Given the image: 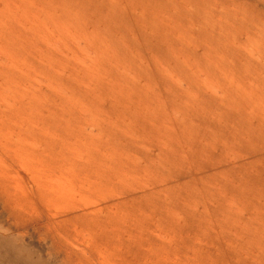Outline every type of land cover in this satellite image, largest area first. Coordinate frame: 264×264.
I'll list each match as a JSON object with an SVG mask.
<instances>
[{
	"label": "rangeland",
	"instance_id": "374dc122",
	"mask_svg": "<svg viewBox=\"0 0 264 264\" xmlns=\"http://www.w3.org/2000/svg\"><path fill=\"white\" fill-rule=\"evenodd\" d=\"M154 260L264 264V0H0V264Z\"/></svg>",
	"mask_w": 264,
	"mask_h": 264
},
{
	"label": "bare ground",
	"instance_id": "6f19581e",
	"mask_svg": "<svg viewBox=\"0 0 264 264\" xmlns=\"http://www.w3.org/2000/svg\"><path fill=\"white\" fill-rule=\"evenodd\" d=\"M152 149H154V147H153ZM158 149H159V148H158ZM145 150H146V151H145V154H146V155H150V148H145ZM159 150H162V149H159ZM217 166H218V165H217ZM217 166H215V167H217ZM98 210H99V209H98ZM98 210H97V211H98ZM154 264H159V263H157V261L154 260Z\"/></svg>",
	"mask_w": 264,
	"mask_h": 264
}]
</instances>
